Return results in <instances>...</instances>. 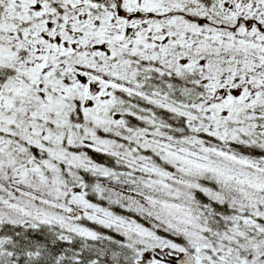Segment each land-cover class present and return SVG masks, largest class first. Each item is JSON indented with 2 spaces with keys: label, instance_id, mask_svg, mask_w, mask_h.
<instances>
[{
  "label": "snow or ice",
  "instance_id": "obj_1",
  "mask_svg": "<svg viewBox=\"0 0 264 264\" xmlns=\"http://www.w3.org/2000/svg\"><path fill=\"white\" fill-rule=\"evenodd\" d=\"M0 264H264V0H0Z\"/></svg>",
  "mask_w": 264,
  "mask_h": 264
}]
</instances>
